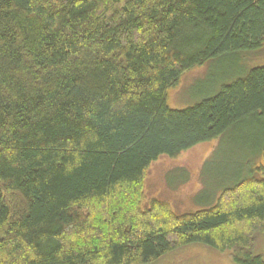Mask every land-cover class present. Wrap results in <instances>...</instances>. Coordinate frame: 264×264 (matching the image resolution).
Returning a JSON list of instances; mask_svg holds the SVG:
<instances>
[{
	"label": "trees",
	"instance_id": "16d2710c",
	"mask_svg": "<svg viewBox=\"0 0 264 264\" xmlns=\"http://www.w3.org/2000/svg\"><path fill=\"white\" fill-rule=\"evenodd\" d=\"M263 43L264 0H0V264H152L191 244L264 264V65L167 102L185 72ZM227 137L199 209L147 199L160 156Z\"/></svg>",
	"mask_w": 264,
	"mask_h": 264
},
{
	"label": "rangeland",
	"instance_id": "374dc122",
	"mask_svg": "<svg viewBox=\"0 0 264 264\" xmlns=\"http://www.w3.org/2000/svg\"><path fill=\"white\" fill-rule=\"evenodd\" d=\"M264 65V43L259 49L238 51L213 58L203 65L185 72L179 83L167 92V102L172 108H186L218 91L245 75L252 68ZM232 137L200 143L172 158L160 156L147 172L145 192L147 199L159 198L169 201L177 213L199 209L194 196H198L205 182L217 176L219 159L215 151L228 150ZM232 149V148H231ZM226 154V153H225ZM225 154L220 155L225 156ZM211 158V159H210ZM210 159V160H209ZM212 172V173H210ZM215 182H218L215 179ZM216 188L213 181L210 182ZM254 249L264 256V235L257 234ZM152 264H235L230 252H220L202 244H191L159 259Z\"/></svg>",
	"mask_w": 264,
	"mask_h": 264
}]
</instances>
